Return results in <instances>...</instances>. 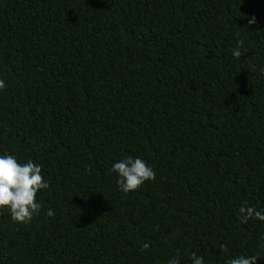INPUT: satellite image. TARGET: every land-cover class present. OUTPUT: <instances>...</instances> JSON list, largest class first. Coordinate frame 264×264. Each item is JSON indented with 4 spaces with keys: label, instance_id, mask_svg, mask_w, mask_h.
<instances>
[{
    "label": "trees",
    "instance_id": "trees-1",
    "mask_svg": "<svg viewBox=\"0 0 264 264\" xmlns=\"http://www.w3.org/2000/svg\"><path fill=\"white\" fill-rule=\"evenodd\" d=\"M0 79V155L50 184L0 264L264 257V0H0ZM129 156L156 176L124 193Z\"/></svg>",
    "mask_w": 264,
    "mask_h": 264
},
{
    "label": "clouds",
    "instance_id": "clouds-1",
    "mask_svg": "<svg viewBox=\"0 0 264 264\" xmlns=\"http://www.w3.org/2000/svg\"><path fill=\"white\" fill-rule=\"evenodd\" d=\"M256 23V19L250 18L248 26ZM244 41L240 40L237 47L232 49L235 59H241L240 48ZM248 62V61H245ZM6 87L3 79H0V90ZM111 171L118 175L117 186L124 193L138 190L146 181H153L156 173L141 158L131 156L114 163ZM50 184L44 180L42 167L29 160L26 163L18 162L14 155H0V210H7L10 219L18 224H28L33 218L39 215L42 205L37 202V195L41 190H46ZM239 221L247 224L250 220L264 222V211H258L253 206H248L245 202L238 210ZM46 216L54 217L51 208L46 212ZM264 240V237H261ZM149 244L144 243L142 250H147ZM226 245L220 246L222 254L228 253ZM259 255H237L234 258L225 260V264H257ZM192 264H205L204 256L190 253ZM168 264H180L179 257L171 258Z\"/></svg>",
    "mask_w": 264,
    "mask_h": 264
}]
</instances>
